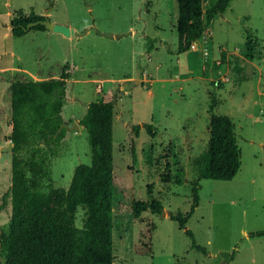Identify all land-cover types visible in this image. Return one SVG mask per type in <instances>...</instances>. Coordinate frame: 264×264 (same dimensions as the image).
I'll list each match as a JSON object with an SVG mask.
<instances>
[{"label": "rangeland", "instance_id": "1", "mask_svg": "<svg viewBox=\"0 0 264 264\" xmlns=\"http://www.w3.org/2000/svg\"><path fill=\"white\" fill-rule=\"evenodd\" d=\"M178 9L177 0H0V148L9 141L11 84L59 76L68 63L63 120L77 122L91 101L114 103L113 264H264V236L249 235L264 229V0H229L191 41L196 50L191 43L179 49ZM29 12L74 32L13 36L11 18ZM197 13L192 30L204 22ZM248 30L253 60L242 54ZM209 106L229 117L240 149L227 181L211 179L207 169ZM53 149L43 191L66 189L74 167L90 163L79 124ZM10 158L0 153V264L10 260ZM195 182L198 203L179 228ZM151 199L159 212L133 218L132 202ZM83 216L78 207L77 226ZM184 229L204 251L190 246Z\"/></svg>", "mask_w": 264, "mask_h": 264}, {"label": "trees", "instance_id": "2", "mask_svg": "<svg viewBox=\"0 0 264 264\" xmlns=\"http://www.w3.org/2000/svg\"><path fill=\"white\" fill-rule=\"evenodd\" d=\"M229 0H177L178 29L182 37L179 49L189 47L200 28L206 27L217 14H222ZM202 9L204 22L194 30V19ZM192 13V14H190ZM43 15L29 12L17 14L10 20L13 36H21L29 29L45 30L41 24L30 28V21ZM190 21V22H189ZM242 54L253 60L255 48L250 31H246ZM70 77L65 63L57 78L14 81L10 95V133L12 142L10 207L8 223L10 239L9 264H113L112 255V196H113V100H96L86 105L77 123L87 133L90 163L74 167L66 189H41V180L49 179L47 159L55 155L53 144L65 134L57 128L63 119L60 109L65 103L66 81ZM209 138L207 169L211 179L227 181L234 177L240 165V149L228 116L212 112L209 106ZM152 135V125L143 124ZM140 125H134L137 134ZM198 184L193 183L192 204L179 219V228L198 203ZM84 210L82 224H75L77 208ZM160 202L135 200L131 204L133 218L149 209L159 212ZM174 218V217H172ZM176 219V218H175ZM190 246L204 251L189 229ZM250 236H264V229L250 231ZM235 249L224 254V262L233 259Z\"/></svg>", "mask_w": 264, "mask_h": 264}, {"label": "water", "instance_id": "3", "mask_svg": "<svg viewBox=\"0 0 264 264\" xmlns=\"http://www.w3.org/2000/svg\"><path fill=\"white\" fill-rule=\"evenodd\" d=\"M36 24H41L44 26V28L46 30L59 32L65 36H69V35L73 34V28L69 27L68 25L62 24V23L52 22L47 18V16H44L43 19H37V20L28 22L26 24V27L30 28L31 26H34ZM9 26H11L10 23H9ZM76 127H78L77 122H75V121L67 122V121L63 120L62 123L57 128V131L60 128H65V129L70 128L71 129V128H76ZM11 149H12V142L9 140L4 147L0 148V153H3L4 151L11 152Z\"/></svg>", "mask_w": 264, "mask_h": 264}, {"label": "crops", "instance_id": "4", "mask_svg": "<svg viewBox=\"0 0 264 264\" xmlns=\"http://www.w3.org/2000/svg\"><path fill=\"white\" fill-rule=\"evenodd\" d=\"M70 27V26H69ZM72 28V27H71ZM44 31V30H43ZM73 32H74V28H73ZM48 33H52V31H47L46 29H45V34H48ZM59 33V32H58ZM59 34H61V33H59ZM61 35H63V34H61ZM64 36V35H63ZM71 36V35H70ZM70 38V37H69ZM58 76H56V75H53V77H46V78H44V79H48V78H57ZM41 80V79H40ZM234 258V257H233ZM231 261V260H230ZM229 261V262H230Z\"/></svg>", "mask_w": 264, "mask_h": 264}, {"label": "built area", "instance_id": "5", "mask_svg": "<svg viewBox=\"0 0 264 264\" xmlns=\"http://www.w3.org/2000/svg\"><path fill=\"white\" fill-rule=\"evenodd\" d=\"M191 49L192 50H196L197 49V43H195V42H193V43H191ZM206 52L205 51H203V54H205Z\"/></svg>", "mask_w": 264, "mask_h": 264}]
</instances>
